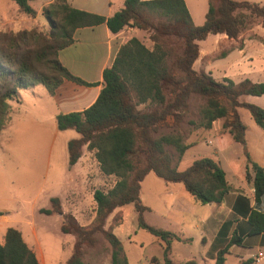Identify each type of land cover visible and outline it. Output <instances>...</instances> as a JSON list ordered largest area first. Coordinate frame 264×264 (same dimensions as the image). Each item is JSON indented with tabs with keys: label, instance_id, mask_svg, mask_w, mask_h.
<instances>
[{
	"label": "trees",
	"instance_id": "obj_1",
	"mask_svg": "<svg viewBox=\"0 0 264 264\" xmlns=\"http://www.w3.org/2000/svg\"><path fill=\"white\" fill-rule=\"evenodd\" d=\"M31 1L34 0H14L19 13L35 17ZM43 14L51 27V41L39 51L18 52L15 45L8 51L0 48V134L11 121L9 101L20 102L19 91L42 85L54 95L65 80L93 86L73 75L59 60L60 51L74 42L79 28L106 23L117 34L131 27L147 31L154 44L151 50L136 37L129 40L120 48L113 65L105 68L96 102L83 111L56 118L59 131L74 130L79 134L68 142L70 166L80 160L87 147L101 173L116 178L111 189L94 190L96 214L89 226H82L73 214L64 213L59 197L51 199L49 209L40 210L47 216L62 215L61 232L75 236L73 253L66 264H87L83 247L95 245L98 235H103L112 248L111 264H128L121 240L112 226L106 229V224L117 209L129 204L135 205L139 228L164 242L165 264H173L169 258L173 243L190 240L147 223L145 213L150 209L140 200L141 183L150 173L167 183H180L200 205L221 204L231 191L222 164L210 157L179 169V162L190 148L183 141L182 126L187 123L210 130L222 120L217 139L230 136L246 147L248 126L240 112L244 109L264 130V108L244 100L246 96H263L264 83L249 79L238 84L229 79L217 81L194 68L200 41L216 34L237 39L245 30L264 24V2L209 0L202 25L194 23L185 0H125L124 7L109 18L73 8L66 0H55L44 7ZM196 99L201 101L196 109L198 123L190 119V104ZM141 105L147 110H140ZM164 128L169 131L162 133ZM244 156V179L253 184L259 203L264 197V168L246 148ZM116 216L114 220H118ZM247 225L249 237L264 235V212L253 209ZM242 238L234 233L229 244L218 251L216 264H225L230 248L243 244ZM0 264L40 263L21 232L9 228L5 243L0 245Z\"/></svg>",
	"mask_w": 264,
	"mask_h": 264
},
{
	"label": "rangeland",
	"instance_id": "obj_2",
	"mask_svg": "<svg viewBox=\"0 0 264 264\" xmlns=\"http://www.w3.org/2000/svg\"><path fill=\"white\" fill-rule=\"evenodd\" d=\"M186 1L193 11L197 1H203L206 8L208 5L207 0ZM15 6H17L15 2L0 1V20L11 14L10 20L4 21L5 26L0 30L3 32V35H0V48L8 51L15 45L18 52L39 51L45 43L51 41V27L43 14L44 8H41L38 2L32 3L37 15L30 17L15 11ZM194 13L197 16V13ZM25 91H29L30 94L24 96L25 100L21 105H18L16 99L9 101V117L12 119L0 134V215L10 216L17 211L26 213L42 231L41 240L48 264H64L65 258L69 256L68 242L74 239L75 244V236L71 234L72 236L68 238L61 232L62 220L57 215L44 216L32 209L43 204L42 201L47 193L62 195L70 190L67 172L63 181L68 187L64 185L51 187V185L60 181L61 165L69 163L68 142L78 138L79 134L74 130L59 131L57 124L46 120V115L41 109L42 100L32 95V92H45L44 86L38 85L36 89L21 90L20 93L23 94ZM200 104L199 99L192 100L190 104V119L196 123L199 121L196 109ZM138 108L147 110L145 105ZM1 109L0 105V116ZM240 112L244 120H252L248 111L241 109ZM219 125L222 126V120L216 121L215 127L210 130L187 123L182 126L183 141L190 145V148L178 164L181 171L199 158L210 157L220 162L228 175L227 179L233 180L229 163H240L245 159L243 146L234 142L230 136L217 139ZM161 131L167 133L169 129L164 128ZM50 148L52 149L51 167L47 171V166L38 167L36 163L42 160L44 155L49 156ZM169 150L173 155H177L174 149ZM15 159L18 163L13 161ZM91 173L86 184L88 191L84 189L86 195L83 194L82 198L87 207V215L92 216L93 212H96V204L90 192H94L95 189L104 191L111 189L115 185L116 178L104 177L100 181L93 174L95 171ZM140 200L150 209L145 213L147 223L160 229L181 233L183 238L190 240L187 243L173 244L169 256L172 263L183 264L187 261L199 260L204 246L194 241L198 232L194 228L196 219L187 209L195 202L184 186L180 183H167L150 173L141 183ZM120 211L109 217L106 229L113 227V233L122 242L123 255L128 264H165L164 242L139 228L135 205H126ZM115 216L118 220H114ZM83 251L84 261L87 264H111L112 248L103 235H98L95 245H84Z\"/></svg>",
	"mask_w": 264,
	"mask_h": 264
},
{
	"label": "crops",
	"instance_id": "obj_3",
	"mask_svg": "<svg viewBox=\"0 0 264 264\" xmlns=\"http://www.w3.org/2000/svg\"><path fill=\"white\" fill-rule=\"evenodd\" d=\"M0 1L14 2V0ZM54 1L34 0L30 2V5L32 6V3L38 2L40 7L44 8ZM66 1L73 8L105 18H109L121 10L125 2V0ZM207 1L209 2V0ZM238 1L257 3L255 2L256 0ZM185 2L194 23L202 25L205 22L208 5L206 8L203 1H197L193 11L189 7L188 2L186 0ZM16 10L18 11L17 6H15ZM194 12L197 13V16ZM10 18L11 14L1 18L0 30L5 26L4 21L7 22ZM134 37L138 38L148 49H153L154 44L149 38V33L131 27H127L117 34L112 33L106 23L76 30L74 42L60 51L59 60L73 75L87 83L93 84V86L78 85L65 80L54 95H50L47 90L45 91L46 93L32 92L33 96L42 100L41 109L46 115V120L57 124L56 118L59 114L80 112L93 105L103 87V72L105 68L113 65L120 48ZM199 47L200 55L194 63L196 71L210 74L217 81L229 79L238 84L243 80L249 79L255 83H264L263 23L245 30L237 39H230L225 34L210 35L206 40L199 42ZM36 88L37 86L34 87V89ZM28 92L25 91L22 94L19 91L20 102L18 105H21L25 100L24 96L26 94H30ZM244 100L264 108V95L246 96ZM244 122L248 126V130L246 134L247 145L243 147V150L246 148L252 159L264 168V130L258 127L253 119L244 120ZM213 127H215V123ZM221 127L219 125L217 130H220ZM51 150L50 148L48 157L44 155L43 159L36 163L38 167L41 165L47 166L48 171V168L51 167ZM13 161L18 163L16 159ZM68 164L67 162L61 165L60 181L57 184H52L51 187L56 185L68 187V184H64L63 181L67 172L69 173L70 190L62 195L47 193L42 201L43 204L35 206L32 210L41 214V209H49L51 207V199L53 197H59L62 201L63 212L73 214L82 226H88L96 214V212H93L92 216L87 215V207L82 198L83 194L86 195L84 189H86V192L88 191L86 184L89 174L95 171L93 174L100 181L106 176L101 173L93 152L88 151L87 147H84L83 155L75 165L68 166ZM229 167L232 170L233 180L227 179L231 186V191L225 196L224 201L221 204L211 203L208 205H200L195 202L194 205L189 206L187 209L188 212L194 214L196 219L194 228L198 232L194 237V241L204 246V251L200 254L199 260L194 261L196 264H216L218 251L225 248L234 233L237 232L238 235L243 237V244L234 245L230 248L225 264H264V259H258L259 253L264 254V235L252 237L247 235L248 217L253 209L264 212V197L259 203H256L254 186L251 182H247L244 179L246 158L240 163L230 162ZM90 196L94 200L93 192H90ZM120 210L121 208L117 209L113 214L121 212ZM57 216L63 222V216ZM9 228H15L21 232L23 239L35 252L40 264H48L41 240L42 231L34 220L29 218L26 213L22 214L21 211H17L10 216L0 215V245L5 243V236ZM178 234L182 236L181 233ZM64 235L68 238L72 236L71 234ZM68 244L69 256L65 258L64 264L67 263L72 255L74 239H70Z\"/></svg>",
	"mask_w": 264,
	"mask_h": 264
},
{
	"label": "built area",
	"instance_id": "obj_4",
	"mask_svg": "<svg viewBox=\"0 0 264 264\" xmlns=\"http://www.w3.org/2000/svg\"><path fill=\"white\" fill-rule=\"evenodd\" d=\"M258 259H259V260L264 259V254H263V253H259V254H258Z\"/></svg>",
	"mask_w": 264,
	"mask_h": 264
}]
</instances>
